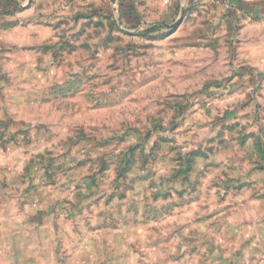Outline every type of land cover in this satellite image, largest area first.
I'll list each match as a JSON object with an SVG mask.
<instances>
[{"label":"rangeland","instance_id":"rangeland-1","mask_svg":"<svg viewBox=\"0 0 264 264\" xmlns=\"http://www.w3.org/2000/svg\"><path fill=\"white\" fill-rule=\"evenodd\" d=\"M6 2L0 245L19 228L25 264H262L264 78L224 79L264 73V27L228 36L210 0Z\"/></svg>","mask_w":264,"mask_h":264},{"label":"crops","instance_id":"crops-1","mask_svg":"<svg viewBox=\"0 0 264 264\" xmlns=\"http://www.w3.org/2000/svg\"><path fill=\"white\" fill-rule=\"evenodd\" d=\"M197 1V0H193ZM209 7L213 10L220 12L222 20L220 21L226 27V35L235 30L236 28H244L245 36H250L254 28L264 27V0H210ZM233 35L229 37L232 39ZM227 70L224 66V70ZM246 66H231L227 72L229 75L224 82H230L231 85L238 86L244 82L245 75L251 76L254 79H263L264 73L253 74ZM226 73V72H225ZM252 78V79H253ZM221 82L209 83V87H218ZM207 87V88H209ZM5 236V241L0 245V264H25L23 262L24 253L29 254L28 251L34 248L30 245L26 248L20 244V239L23 234L19 228L8 229ZM17 236V237H15ZM15 239L18 242L14 241ZM23 240V239H22ZM31 252V251H30ZM33 253V252H31ZM28 255L32 263L35 261L36 253ZM29 263V264H32ZM264 264V261L261 262ZM38 264V263H34ZM39 264H52L49 259L46 262Z\"/></svg>","mask_w":264,"mask_h":264},{"label":"trees","instance_id":"trees-1","mask_svg":"<svg viewBox=\"0 0 264 264\" xmlns=\"http://www.w3.org/2000/svg\"><path fill=\"white\" fill-rule=\"evenodd\" d=\"M13 5L14 7H16V4ZM10 8H11V4H8L6 0L0 1V14L9 13L12 10V8L11 10ZM253 139H255L258 153L261 155L262 159L264 160V133L261 132L257 137H253Z\"/></svg>","mask_w":264,"mask_h":264},{"label":"water","instance_id":"water-1","mask_svg":"<svg viewBox=\"0 0 264 264\" xmlns=\"http://www.w3.org/2000/svg\"><path fill=\"white\" fill-rule=\"evenodd\" d=\"M178 23H179V22H176L175 25H178ZM172 26H174V24H173Z\"/></svg>","mask_w":264,"mask_h":264}]
</instances>
